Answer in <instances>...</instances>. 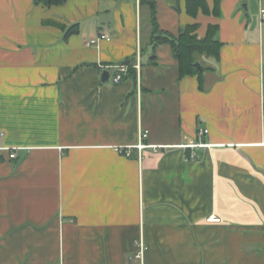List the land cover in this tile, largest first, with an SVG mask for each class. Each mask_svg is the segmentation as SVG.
Returning a JSON list of instances; mask_svg holds the SVG:
<instances>
[{
	"label": "crops",
	"instance_id": "crops-1",
	"mask_svg": "<svg viewBox=\"0 0 264 264\" xmlns=\"http://www.w3.org/2000/svg\"><path fill=\"white\" fill-rule=\"evenodd\" d=\"M144 1L0 0V264H264L261 24L244 0L194 18L155 1L162 31L218 26L200 88L145 46ZM126 60L135 79L114 83Z\"/></svg>",
	"mask_w": 264,
	"mask_h": 264
},
{
	"label": "trees",
	"instance_id": "trees-1",
	"mask_svg": "<svg viewBox=\"0 0 264 264\" xmlns=\"http://www.w3.org/2000/svg\"><path fill=\"white\" fill-rule=\"evenodd\" d=\"M155 1H144L151 12L150 16V36L147 39L145 46H150L154 51L157 47L162 45L169 46L173 58L178 65L179 76H197L202 88V75L194 66L195 63H199L202 69L205 71H212L213 69L206 66L202 62V58H211L214 61L219 59V50L221 43L216 39V33L218 31L217 25H209L204 38H198L196 35L197 25H188L179 30L177 35H173L169 32L159 29L155 19ZM35 5H40L45 8H51L54 6H60L67 2V0H33ZM220 0H213V8L210 10L207 6L206 0H185L186 13L191 17H196L200 11L204 15H213L215 17L220 16ZM64 37L76 34L78 32V24H73L69 27H64ZM146 50L144 45H141L140 52L143 53ZM128 66V71L124 78L135 79V69L126 60L123 62Z\"/></svg>",
	"mask_w": 264,
	"mask_h": 264
},
{
	"label": "built area",
	"instance_id": "built-area-1",
	"mask_svg": "<svg viewBox=\"0 0 264 264\" xmlns=\"http://www.w3.org/2000/svg\"><path fill=\"white\" fill-rule=\"evenodd\" d=\"M259 20H260V24L262 25L264 23V10L263 9L259 10ZM100 38L109 40V37L107 35H101ZM127 71H128V66L126 64H120V65L115 66V75L113 76V82L118 83L123 78V76L126 75ZM206 133H207V130L199 131V136H202ZM1 136H2V134H0V137ZM146 137H147V132L144 131L142 133V138L145 139ZM137 147L139 149H141V148H143V145L139 144ZM126 155L128 156L129 153H126ZM15 157H16L15 153H10L9 158L13 159ZM188 158L193 159L194 155H190V157H188ZM207 221L208 222H218L219 219L210 217L207 219ZM144 253H145V246L142 242H140L138 244V250L134 255V259L137 260L138 262L142 263Z\"/></svg>",
	"mask_w": 264,
	"mask_h": 264
},
{
	"label": "rangeland",
	"instance_id": "rangeland-1",
	"mask_svg": "<svg viewBox=\"0 0 264 264\" xmlns=\"http://www.w3.org/2000/svg\"><path fill=\"white\" fill-rule=\"evenodd\" d=\"M240 9L248 14L252 25H254L255 29L257 30L260 22L259 10H264V0H244L243 3H241ZM261 29L264 31V25H261Z\"/></svg>",
	"mask_w": 264,
	"mask_h": 264
},
{
	"label": "water",
	"instance_id": "water-1",
	"mask_svg": "<svg viewBox=\"0 0 264 264\" xmlns=\"http://www.w3.org/2000/svg\"><path fill=\"white\" fill-rule=\"evenodd\" d=\"M194 66L197 68V70L200 73H203L204 70L202 69V67L199 65V63H195ZM109 80V73L107 71L102 72L101 74V81L103 82H107Z\"/></svg>",
	"mask_w": 264,
	"mask_h": 264
}]
</instances>
